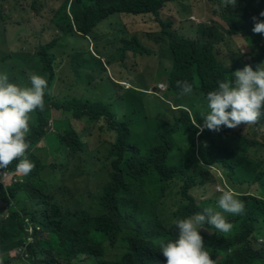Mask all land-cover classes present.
Instances as JSON below:
<instances>
[{
  "label": "trees",
  "instance_id": "16d2710c",
  "mask_svg": "<svg viewBox=\"0 0 264 264\" xmlns=\"http://www.w3.org/2000/svg\"><path fill=\"white\" fill-rule=\"evenodd\" d=\"M169 1L173 0H63L61 8L53 17L54 27L62 36L58 35L46 43L38 44L35 58L23 64L20 70V81L14 73L15 65H12L15 61L14 55L8 52L7 58L3 59L6 61L4 64L0 60V69L3 72L8 69L10 80H16L19 85L30 86L32 73L47 79L53 94L45 95L43 112L37 109L32 113L31 131L27 139L30 148L44 140L50 131L49 124L52 120L57 140V144L51 146L52 149L48 145L47 149L43 148L46 158L49 159V150L52 154L48 164L42 162L43 156L40 158L31 154L29 148L28 158L35 164V168L26 175L25 185L17 184L7 188L0 185L1 211L8 212V218H0V254L6 256L3 264H12L17 258H13V251L17 248L23 249L24 245L27 246L26 262L29 264H167L159 243L161 240L177 238L178 228L175 221L201 213L206 207L217 206V200L200 205L192 195L195 189L217 183L211 170L207 168L197 169L199 172L192 174V163L196 162L197 166L199 164L197 151L201 152V158L208 167L219 163L228 171L231 182L240 187L242 196L239 199L245 204L242 214L223 213L227 221L234 225L230 233L223 234L208 224L204 225L205 229L212 230L205 239L206 250L215 260V264H264V245L260 248L254 247V243L259 240L254 237L258 225L264 223V155L254 160L248 157L263 154L264 141L261 144L257 138L246 132L239 133L235 129L222 126L220 131H215V137L224 140L225 149H220L216 144L210 143L209 137L201 139L204 137L202 134L196 137L199 128L193 121L190 109L173 110L169 104L164 103V113L159 114L162 123L159 126L157 142L144 154L139 145L141 140L136 139L134 132L141 125L137 115L141 112L137 113L133 108L131 115L135 116L137 122L134 124V119H130L129 114L124 115L125 105L122 106L121 116L124 119H118L114 103L111 102L112 96H109L110 101L103 102L102 98L93 101L83 96L68 95L67 91L61 97L54 94L58 79L54 51L61 40H75L80 37L85 41L79 38L76 40L85 42L83 47H86L89 45L87 40L90 43L92 40L97 42L98 38L104 37L106 43L103 49L115 53L123 66L127 65L126 57L129 52L141 57L151 54L137 36H123L126 35V26L125 23L118 22L119 17H149L158 22L161 37L167 38L173 49L169 89L179 96L181 89L177 87V81H187L193 86L191 94L200 99L189 103L178 101L180 106L192 107L194 103H198L205 107L208 104L207 94L218 87L217 81L234 79L233 72L246 65L256 69L261 58L255 55L253 49H250L249 54L239 50L245 58L240 64L232 65L226 58L227 54L222 52L224 44L221 36L208 35L205 39L200 37L196 43L187 42L181 31H173V22L160 19L162 9ZM210 1L215 6L213 13L221 17L224 30L233 41L235 37H242L247 46L254 42L251 38L252 34H256L252 31L255 16L247 8V4H238L237 0L233 7L226 6L224 0ZM6 2L7 0H0V22L7 20ZM32 9H35V5ZM194 32L199 33V30ZM115 36L117 37L114 38ZM20 41L19 38L16 39V42ZM31 51L29 49L27 53ZM85 51L87 52H74L71 55L76 81L80 74H85L88 78L87 84L90 85L96 72L95 77L99 76L104 80L103 76L107 71L101 59L92 56L89 50ZM222 53L225 54L224 62L219 58ZM79 56L83 58L79 59ZM109 61L108 64L111 63ZM18 63L21 65V61ZM24 72H28V75L24 76ZM141 95L137 100L142 103ZM152 102L155 101L148 105ZM159 103L162 105L160 101ZM58 112L61 114L56 115ZM195 116L198 119L199 114L195 113ZM80 122H84L86 126L81 128ZM253 126L263 132L264 140V116ZM89 130L92 131L87 133ZM95 131H99L96 134L98 136L106 133L112 136V142L105 141L109 149V161L108 168L105 165L102 167L104 177L98 171L91 173H97L96 177L102 179L101 184L95 186L96 196L82 194L79 201L73 196L61 199L58 191L64 190L63 169L67 171L66 174L70 173L69 182L74 181L77 187L81 175L89 168L86 165L92 168L93 158L100 154L101 146L94 150L89 147V137ZM176 135L189 142V157L186 159L191 163L185 160L182 150L177 151L183 154V161L188 166L178 165L176 157L172 159L175 154ZM197 138L201 144L197 143ZM199 146H203L202 149L199 150ZM205 146L209 149L205 150ZM231 146L232 151L228 149ZM219 149L223 154L218 152ZM63 153L67 155V164L59 163L54 158ZM229 153L232 156H228ZM245 159L255 161L257 170L252 179L246 177L235 182L234 176L237 174L239 162ZM16 163L18 161L8 168L15 170ZM89 169L86 171L87 175ZM55 171L60 174V178L54 176ZM134 188L140 191L142 201L150 199L154 202H140L136 210L123 211L122 195ZM158 199L166 202H157ZM167 201L179 204L174 203L175 209L170 211V217H165L162 211L169 205ZM158 204L160 207H157ZM29 236L35 241L26 245ZM118 242L124 244L126 251L114 260L105 258L110 248H114ZM19 259L22 260L21 257Z\"/></svg>",
  "mask_w": 264,
  "mask_h": 264
},
{
  "label": "rangeland",
  "instance_id": "374dc122",
  "mask_svg": "<svg viewBox=\"0 0 264 264\" xmlns=\"http://www.w3.org/2000/svg\"><path fill=\"white\" fill-rule=\"evenodd\" d=\"M241 1L242 4H249L247 7L251 9V12L254 16H256L259 20H264V17L260 16V13L264 12V6L262 5L261 0H255L252 2L246 0ZM62 2L63 0H7L5 6L7 20L5 22H0V60L2 59L1 63L4 64L6 63V61H4L3 59L7 58V54L11 53L14 55L15 61L12 63V65H15L14 73L16 74L18 81H20L22 78L19 73L22 69L23 64H25L26 62H30L33 57L35 58L38 44L46 43L53 37L57 38L58 35L62 36L61 33L57 32V29L53 24V17H55V15L58 13L59 9L62 6ZM33 5H35V9H32ZM213 9H215V6H213L210 0L176 1L175 3H168L167 6L163 8L160 17L163 21H172L174 23V29H180L181 32L184 33H189V29L183 27H191L193 29H199L200 37L206 38L208 37V35H212L213 37H223L222 44H224V46L222 52L227 54L226 58L228 59V61H231L232 65L240 64L245 58L244 56H242L239 50L241 52L249 54L251 50L248 48V46L251 49H254L256 42H258V46H260L259 49H257L258 53L261 54L264 52V34H261L259 39H256V35L254 34V36L251 38L252 42H254L249 43L248 46L244 44L245 42L242 40V37H235L233 41L224 30L225 27L223 25L221 17H218V15L214 14ZM120 21L126 24H124V26H126L124 27L126 30V35L123 34V36H127L126 38H131L134 35L137 36L139 40H141V43L151 51V54L141 57L134 56L132 52H129L126 57L127 65L123 66V64L120 63L117 59L115 53H112L110 51L108 52L106 49H103L104 44L106 43L104 37L98 38L97 42L92 40L90 43L87 40L89 45H87L86 47H83L85 42L76 40L77 38L83 39L80 37H76L75 40L71 38L61 40L60 43L56 46L57 49L54 51V58L56 60L55 72L58 76L54 88V94L58 97H61V95L65 94L63 92L67 91L69 92L68 95L83 96L84 98H90L93 101L102 98L104 99L103 102L108 101L109 96H112L113 100L111 102L114 103V110L117 113L118 119H124L123 117H121L123 116V105L126 106L124 115H126V113L129 114L130 119H134L135 117L131 115L133 108L136 109L137 113L141 112L137 114L139 118L138 122H141V125L137 127L134 132L136 139L141 140V144L139 143V145L142 152L146 154L148 153V148L153 146L157 142L159 126L162 123L160 118L161 115L159 114L162 112L164 113L165 109L164 103L162 102L161 98L166 99L169 103H172V106L176 105L178 101L189 103L192 100L198 101L200 99L199 97L190 94L186 95L182 100H180L179 97L175 98L174 94L171 91L160 94L159 96L147 94L156 92L154 88H159L160 84H166V79L169 75L168 69H171L172 67L171 58L170 55H168L170 43L168 42L167 38L163 39L161 37V30L159 28L160 26L158 22L152 20L149 17H140L136 19L119 17L118 22ZM116 37L117 36H115L114 38ZM17 38L21 40L20 43L16 42ZM83 41H85V39H83ZM29 49H31L32 51L28 54L27 50ZM85 50H89V52L95 58L101 59L104 65V69L107 71V73H104V80L99 76L95 77V75L97 74L96 72L93 74L94 79L90 85L87 84L88 78L85 77V74H80L79 78L77 79L78 82L76 81L73 71V59L71 55L74 52H87ZM223 53L221 56H219L222 62L226 61L224 58L225 54ZM78 58L80 59L83 57L79 56ZM20 61L21 65L18 63ZM108 61L111 63L108 64ZM31 71L33 72V69ZM0 72L3 71L0 69ZM5 72L8 73V69H5ZM23 75H28V72H24ZM10 81L18 84L16 80ZM21 86L29 85L21 84ZM107 89H109V91ZM105 92L107 93V96L105 95ZM140 95L142 97V103L137 100L138 96ZM143 101L145 105H143ZM151 101L155 102H152L151 105H148V103ZM159 101L162 103V105L159 103ZM209 111L210 109L208 108V105H205L204 107L200 106L198 103H194L191 107V113L194 114L201 113L206 115L209 113ZM59 113L61 114V112H58L56 113V115H59ZM135 122L136 120L134 119L133 123L136 124L137 122ZM85 126L86 124L84 122H80L81 128H84ZM234 129L239 133L246 132L250 134L251 137L257 138L261 144L264 141L262 138L263 132L260 131L256 126H246L242 124ZM90 131L92 130H89L87 133H89ZM97 133H99V131H95V133L89 137V147L91 150H94L95 148L101 146L102 150L100 154L93 158L92 168L86 165V167H89L90 169H85V174L81 175V179L78 180L79 182L77 183V187L74 181L69 182L71 180V177L69 175L70 173L66 174L65 172L67 171L63 169L62 174L64 175V178L62 182L64 184V190L58 191L61 199L72 198L73 196L77 197V200L79 201L82 194L96 196V194L94 193L96 188L95 186L100 185L102 179L96 177L98 176L97 173L95 175H92L91 173L97 171L98 173H103L104 171L102 170V167H104V165L108 168L109 160L107 161V159L109 149L106 147L107 145L105 141L112 142V136H110L109 133L102 134L101 136L96 135ZM55 135L56 134H54L53 132H49L44 138L43 142L38 144L39 149L38 151H34V154L41 158L45 154L43 148L47 149L49 146L52 149L51 146L57 144ZM208 137L210 139V143H213V145L216 144L220 149H225V146L223 145V139H217L215 137V134L212 133H209ZM201 139L207 138L203 137ZM174 143L175 154L172 159L176 157V163H178V165L188 166L183 161V154L178 153L177 151L182 150L185 154V160L188 162L189 160H187L186 158L189 157V142L184 138H180L178 135H176L174 137ZM197 143L201 144L199 139L197 140ZM102 144L104 145L102 146ZM217 146H215V148L218 149ZM202 147L203 146H199V150L202 149ZM204 149L207 150L209 149V147L205 146ZM220 149L218 150V152L222 153ZM228 149L232 151L233 146L229 147ZM190 152L192 153L191 149ZM197 153L199 154L201 160V152L197 151ZM49 155V159L45 158L44 161H49L52 159L50 150ZM262 155H264V153L258 154L257 157H248L254 160L260 159ZM228 156H232V153H229ZM66 157L67 155L65 156L63 153L62 155L54 158L58 159L59 163L61 162L67 164ZM189 162L191 163V161ZM194 164H196V162H194ZM192 167L195 169H200L202 168V165L200 164V166H195L192 164ZM211 168L212 174L214 178L218 180V182L217 184H209L205 192L203 190H198L193 193L194 197L199 203L202 202V204H208V202L210 201L217 200V197L220 195V191H218V189L233 190L238 198L242 196L240 187L231 182L229 177L227 178L228 171L226 169H223L221 167V164L213 163ZM87 169H89L88 175L86 173ZM256 170L257 167L255 161L250 162L246 159L241 160L237 168L238 173L235 176V180H242L246 177L252 179L253 174L254 172H256ZM54 176L56 178H60V174L56 171L54 172ZM102 177H104V173L102 174ZM222 184L224 185V187L222 186ZM122 198L123 211L136 210L140 202H154L150 199H148L147 201H142L143 196L141 198L138 189L135 188L132 191L124 194ZM157 202H166V200L158 199ZM167 202L169 203V205H167L163 209H159H162L165 217H170V211L175 209V202ZM171 203H173V205ZM157 207H160V204H158ZM215 209L218 211H222L218 208V206H216ZM261 236L264 237V223L258 225V230L254 237L259 238ZM260 244V242L254 243L256 248L259 247ZM110 247L111 246H109V248ZM124 247V244L119 242L116 243L114 248H110L111 250L106 254L105 258L114 260L116 257L120 256L126 251ZM22 252H26V249H24ZM15 254L19 255V253ZM15 254H13V256H16ZM5 257L6 256H3V260ZM27 257L28 256L26 255L23 259H26ZM12 264L29 263H27L25 260L16 258V260H14Z\"/></svg>",
  "mask_w": 264,
  "mask_h": 264
},
{
  "label": "clouds",
  "instance_id": "9594fccd",
  "mask_svg": "<svg viewBox=\"0 0 264 264\" xmlns=\"http://www.w3.org/2000/svg\"><path fill=\"white\" fill-rule=\"evenodd\" d=\"M176 1L186 0H173L168 3H175ZM252 1L255 0H251L250 2ZM236 2L237 0H224L226 6L231 5L235 7ZM261 2L264 6L262 0ZM167 4L164 7H166ZM238 4H242V1L239 0ZM248 5L249 4H247V6ZM260 16L264 17V12H261ZM253 21L254 27L252 28V31L256 33V39H259L260 35L264 34V20H259L255 16L253 17ZM183 28L189 29V33L182 32L183 38L185 37L187 42L196 43L199 41V33L194 32L199 29L197 30L191 27ZM173 31L179 32L181 30L173 29ZM253 36L254 34H252V37ZM242 40L247 46L246 40L243 38ZM257 46L258 42H256V46L253 50L256 52L255 55L261 59L258 61L259 64L256 66L255 70L251 65H246L243 69L233 72L234 79L217 81L218 87L207 94L208 104L206 105H208V108L210 109L208 114L204 115L198 113L199 116L197 119L195 114L190 111L196 127L199 128L196 137H199V135L202 134L207 138L209 133L215 134V131H220L222 126L234 129L241 124L246 126L255 125L258 124L261 117L264 116V52L259 54L257 49H259L260 46ZM248 48L251 49L250 47ZM172 50V46H169L168 55H170L171 62L174 58ZM168 70L169 75L166 79V84H160L159 88H154L156 92L147 94L159 96L160 94L171 91L168 86L171 69ZM177 87L181 89L180 95H174V97H179L180 100L186 95H190L193 91L192 84L187 81H177ZM46 94L52 95L53 89L49 88L47 79L42 76L32 74L30 76V86H21L11 82L7 72H0V185L3 187H12L17 184L25 185L26 175L30 174L35 168V164L28 158L30 143L27 137L31 131L30 122L32 119V113L37 109L41 112L45 109ZM161 100L163 103L169 104L173 110L182 108L191 110L190 106H180L181 104L179 103L172 106V103L167 102L166 99L161 98ZM53 124L54 123L51 120L49 124V132L55 134L56 130H54ZM41 142H43V140ZM38 144L30 148L31 154H34V151H38ZM43 157L42 162L48 164V160L44 161L46 157L44 155ZM198 157V166L201 164L202 168L211 170L210 172L213 176L211 166L208 167L205 161L202 159L200 160L199 155ZM17 161L18 163H16L15 170L8 168L11 164ZM192 164L197 166V163L194 164L193 162ZM198 170L191 166L192 174L195 175L199 172ZM235 176L234 181H240H236ZM228 177L227 172V178ZM215 180L218 182L216 178ZM222 186L224 187L223 184ZM198 190H203L205 192L207 186L204 185L203 187L193 190L192 195ZM218 191H220V195L217 197V206L222 211H217L215 208L209 206L201 213L194 214L186 219H178L175 221L178 228L177 238L174 240L160 241L159 248L163 256L166 258L167 264H215V260L210 256L205 247V242H207L205 239L212 233V230L205 229L204 225L208 224L214 227L217 232L228 234L233 230L234 225L227 221L223 213L239 215L245 211L244 202L236 196L233 190L218 189ZM139 194H141L140 191ZM32 196L35 198V194ZM178 200L179 202H182L181 199ZM35 201L36 199L34 202ZM197 203L199 202L197 201ZM175 204L179 205L178 202H175ZM199 204L202 205V202ZM0 218H8V212L4 213L1 211V206ZM30 231L31 229H29V232ZM34 241V238L29 236L26 239V245L34 243ZM258 242L261 244L257 248H260L264 245V237H259ZM23 247V249L17 248L14 250L12 255L19 253V255L15 254L16 256L13 257H21L22 260L26 261L28 257L26 259L23 258L26 255L28 256V254L27 252L23 253L22 251L26 249L27 246L24 245ZM254 247L256 248L255 245ZM0 264H3L2 254H0Z\"/></svg>",
  "mask_w": 264,
  "mask_h": 264
}]
</instances>
